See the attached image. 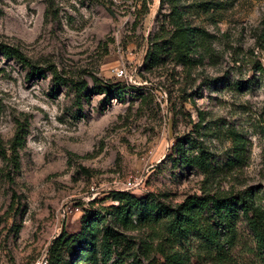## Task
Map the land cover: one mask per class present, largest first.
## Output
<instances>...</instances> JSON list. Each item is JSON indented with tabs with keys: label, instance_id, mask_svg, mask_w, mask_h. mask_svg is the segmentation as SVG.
<instances>
[{
	"label": "rangeland",
	"instance_id": "obj_1",
	"mask_svg": "<svg viewBox=\"0 0 264 264\" xmlns=\"http://www.w3.org/2000/svg\"><path fill=\"white\" fill-rule=\"evenodd\" d=\"M179 2L187 23L215 38V55L191 73L172 57L147 65L153 42L172 30L161 0H0V43L47 72L29 79L0 55V136L7 143L19 126L26 133L12 181L0 157V264H33L64 229L80 230L91 203L112 206L131 178L133 193L173 205L200 193L204 177L175 164L185 138L223 166L240 135L245 167L214 177L213 189L264 188V0H235L216 19L200 7L205 0ZM53 70L68 80L58 95ZM109 87L124 98L92 93ZM238 230L231 264H264L246 225Z\"/></svg>",
	"mask_w": 264,
	"mask_h": 264
},
{
	"label": "trees",
	"instance_id": "obj_2",
	"mask_svg": "<svg viewBox=\"0 0 264 264\" xmlns=\"http://www.w3.org/2000/svg\"><path fill=\"white\" fill-rule=\"evenodd\" d=\"M235 0H205L200 2L211 19L232 7ZM171 9L172 30L167 38L153 42L147 55V65H159L172 57L184 71L201 65L215 55L214 36L185 20L179 0H161ZM0 55L15 60L29 70L28 78H47V72L19 47L0 43ZM53 92L58 95L68 80L56 70L52 72ZM78 103L82 101L85 83L75 85ZM107 101L122 100L124 89L99 88ZM80 117V116H79ZM82 117V116H81ZM24 128L19 126L14 137L4 142L0 136V157L6 168V178L20 170V150L26 143ZM231 154L223 166L217 165L210 149L185 138L175 149V164L194 168L203 177L200 193L188 195L173 205L156 194L137 195L113 192L110 207L93 202L83 210L80 230L65 229L49 249V264H192L205 261L231 264L240 242L239 224L246 225L255 241L257 255L264 258V188L214 191V177L225 171L245 167L246 146L240 135L234 134ZM226 169V170H224ZM15 200H13L14 204ZM145 233V237L141 234Z\"/></svg>",
	"mask_w": 264,
	"mask_h": 264
},
{
	"label": "built area",
	"instance_id": "obj_3",
	"mask_svg": "<svg viewBox=\"0 0 264 264\" xmlns=\"http://www.w3.org/2000/svg\"><path fill=\"white\" fill-rule=\"evenodd\" d=\"M117 76L122 79H127L128 74L125 71L124 68L117 70ZM131 80V79H130ZM137 188V183L135 179H130L126 182L125 188L122 190L124 192H131L134 191ZM113 204L117 205V202H114ZM64 213V212H63ZM50 249V248H49ZM49 249L44 253L43 256H41L38 260H36L33 264H49Z\"/></svg>",
	"mask_w": 264,
	"mask_h": 264
}]
</instances>
